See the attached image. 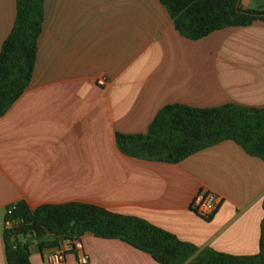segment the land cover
Segmentation results:
<instances>
[{
  "label": "crops",
  "instance_id": "crops-1",
  "mask_svg": "<svg viewBox=\"0 0 264 264\" xmlns=\"http://www.w3.org/2000/svg\"><path fill=\"white\" fill-rule=\"evenodd\" d=\"M43 13L30 83L0 116V264L5 210L20 201L95 205L198 250L257 254L264 160L227 140L178 163L146 161L123 155L115 136L145 134L167 105L264 109V22L189 40L159 0H43ZM15 14V0H0V49ZM204 193L216 203L207 219L191 208ZM80 240L86 264H159L118 239ZM51 250L31 245L30 263Z\"/></svg>",
  "mask_w": 264,
  "mask_h": 264
},
{
  "label": "trees",
  "instance_id": "trees-1",
  "mask_svg": "<svg viewBox=\"0 0 264 264\" xmlns=\"http://www.w3.org/2000/svg\"><path fill=\"white\" fill-rule=\"evenodd\" d=\"M159 1L175 30L189 40H199L226 27L264 22V6L244 10L239 0ZM15 7L13 27L0 49V116L30 83L44 20L43 0H15ZM227 140L264 160V109L232 104L205 109L167 105L158 111L145 134L115 136L123 155L165 163H178ZM7 210H11L9 215ZM5 220L18 222L2 231L6 264H31L33 244L40 250L56 249L84 234L121 240L159 264H264V219L260 223L259 250L252 256H234L210 248L198 250L145 220L90 204H45L31 209L20 201L6 207Z\"/></svg>",
  "mask_w": 264,
  "mask_h": 264
},
{
  "label": "built area",
  "instance_id": "built-area-1",
  "mask_svg": "<svg viewBox=\"0 0 264 264\" xmlns=\"http://www.w3.org/2000/svg\"><path fill=\"white\" fill-rule=\"evenodd\" d=\"M98 85H103L104 81L102 78L97 80ZM215 198L214 195L211 193H204L197 195L193 201L191 208L192 210L202 218H209L213 211L215 210ZM13 209V206L11 210ZM11 210H7V215L10 214ZM18 224L17 221H4V228L5 229H12ZM66 250H72L77 254V259L79 264H86L88 262L87 256L83 253V246L81 243L80 238H74L69 242H64V244L56 249L48 251L43 256V263L44 264H63L64 256Z\"/></svg>",
  "mask_w": 264,
  "mask_h": 264
}]
</instances>
